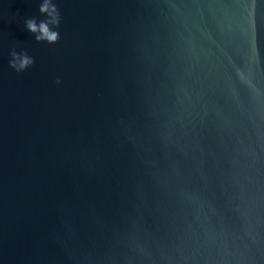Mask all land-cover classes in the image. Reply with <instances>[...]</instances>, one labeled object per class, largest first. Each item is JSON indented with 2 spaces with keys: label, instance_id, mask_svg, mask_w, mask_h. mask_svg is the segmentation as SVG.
<instances>
[{
  "label": "water",
  "instance_id": "water-1",
  "mask_svg": "<svg viewBox=\"0 0 264 264\" xmlns=\"http://www.w3.org/2000/svg\"><path fill=\"white\" fill-rule=\"evenodd\" d=\"M54 2L0 0V264H264V0Z\"/></svg>",
  "mask_w": 264,
  "mask_h": 264
},
{
  "label": "clouds",
  "instance_id": "clouds-1",
  "mask_svg": "<svg viewBox=\"0 0 264 264\" xmlns=\"http://www.w3.org/2000/svg\"><path fill=\"white\" fill-rule=\"evenodd\" d=\"M40 12L47 15V19L37 23L35 19H27L25 21L26 27L33 33H38L37 40H47L49 43H56L60 39V32L52 30L49 25L59 28L61 23V13L54 0H43L40 7ZM11 59L9 61L10 67L17 72H23L34 64V58L27 52L10 53ZM62 81L57 79L56 83L60 84Z\"/></svg>",
  "mask_w": 264,
  "mask_h": 264
}]
</instances>
